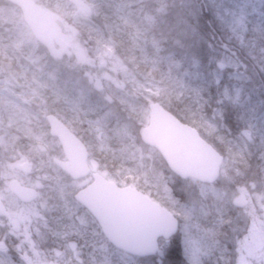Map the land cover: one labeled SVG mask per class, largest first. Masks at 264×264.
I'll return each instance as SVG.
<instances>
[{
    "label": "trees",
    "instance_id": "trees-1",
    "mask_svg": "<svg viewBox=\"0 0 264 264\" xmlns=\"http://www.w3.org/2000/svg\"><path fill=\"white\" fill-rule=\"evenodd\" d=\"M58 1L63 3L66 8L77 11L75 7L66 1ZM85 1L91 7V14L79 13L81 17L78 21V29L82 37L89 41L87 47L95 46L99 47L100 50L110 47L113 55L120 59L127 70L130 69L129 72L132 73L135 80L145 81L147 85L150 82L152 83L149 85L151 88L158 89L157 94L150 97L151 101L158 102L180 121L196 129L202 138L212 144L219 153L222 152L229 159H237L239 166H257L261 171V183L264 184V110L259 115L256 106L252 105L255 100L252 98L249 102L245 101L246 95L250 94V88H253V92L258 94L259 102H261V98H264V76L259 73L260 67L264 68V61L257 60L256 62L248 59V53L244 51L241 45L238 43L233 44L232 41L227 39L220 20L208 8L206 0L182 1L181 7L185 11L190 10L192 13L190 15L192 28L197 31L200 38L203 37L201 39L204 41L198 52L194 53L186 50L184 54L186 57L184 58H177L179 56L177 52H169V41H166L165 34L161 29L162 26L159 23L160 14L156 11L157 7L161 10L162 0L158 3L153 0ZM35 2L41 3L40 0H35ZM0 4H2V6L0 5V14L3 16L7 14L6 18L0 15V64L22 82L21 86H31L36 92L31 101H25L21 97L3 92V87L0 85V100L10 103L7 108L0 107V180H2V175L6 171L5 166L11 165L19 159L16 157L15 161L14 159L6 160L7 157L2 148L4 145H14L23 153V161L32 165L35 173L42 178L44 190L47 189L50 194L49 198L56 201L58 208H64V210L59 209V211H63L62 214L67 217L69 212L77 210L90 222L92 218L84 209L74 204L73 195L68 190L63 174L56 171L48 160L50 155L46 147L48 146L47 141L57 144L58 142L49 134L48 126L43 117L45 116L43 115L45 111L43 106H48L46 109L48 113H53L61 119L86 145L89 158L92 159L95 156L93 154L95 147L94 142L88 138V132H95L97 127L101 126L103 122L101 119L104 117L103 112L106 111L105 104H102L94 91H90L85 86L82 85L84 90L78 91L74 90L71 84H64L63 81L57 80L61 72L54 70L53 66L50 70V64L52 65L51 61L53 60L46 58L49 55L38 45L35 52L42 57L38 60V67L30 66V69L23 64V58L27 55L26 47H29L27 42H30L31 38L26 39L25 35V41L20 43V47L17 46L19 37L24 35V31H27L26 27L21 23L23 30L22 33L19 32L18 22L12 18H7L10 14L6 9H12L13 7L2 0H0ZM255 21L256 18L254 17L252 24ZM263 26L262 23L259 31L264 33ZM15 34L18 36L14 39L15 43L4 45V41L9 42L8 40L12 39ZM259 44L263 45L264 40L261 39ZM216 54L220 57L232 55L233 62L241 67L235 73L243 81L236 79L233 68L229 66L222 65V71L219 72V75H214V72L218 71L219 68ZM193 58L202 61L195 65L197 60H191ZM71 60H67L69 65H73ZM75 67L79 68V66ZM39 71H42V73ZM54 71L55 76L59 74L58 78L55 77L57 81L50 77V72ZM208 73L212 74L209 78ZM115 77L116 86L121 81L118 75ZM216 78L218 79L217 84L214 81ZM224 84L228 85L231 90H239L240 100L238 102H233L231 96H228L226 101L220 102L219 87ZM123 91L128 94L130 90L124 88ZM115 92L112 91L111 93L115 94V99H117L118 93L121 94V92ZM23 101L26 103L24 104ZM40 104L41 109H38L39 115L37 116L44 119L37 121V118H35L37 117L35 115L36 108ZM31 109L36 111L31 113ZM207 116L214 120L217 118V125L214 129L215 139L212 138V135H207V127L204 122L199 123L201 117L207 119ZM22 117L25 119L22 120ZM248 121L253 122L252 136L254 144L252 148L245 147V149L244 146H247V143L243 132L248 125ZM111 132L117 137V140L111 139L109 142L106 139L104 141L105 145L104 142L101 143L103 148H100L97 157L104 163L106 168L99 167V171H106L107 168L112 170L116 179L111 175L106 176L116 183L131 185L142 191L179 219V211L175 209V206H180L183 199L175 192L174 184H171L172 180L178 182L179 179L166 169L165 174H168L169 180L163 186L162 182L151 181L149 185H146L143 181L137 179L136 175H140V173L125 169V167L132 168L135 160L133 162L128 161V155L119 150L117 148L118 144L115 142L122 140L124 144L125 137L117 135L119 133L115 134L113 130ZM45 135L50 138H46ZM135 143L137 142L133 141L130 144V141H128L125 146L129 148V152L133 157L137 156V152L132 150L136 145ZM246 151L248 154H246ZM159 160L163 164L160 158ZM136 170L138 169L136 168ZM64 204L68 207L65 208ZM63 221H66V219L64 218ZM199 224L202 231L197 232L196 240L198 239L199 246L203 251L209 252V255L201 259V264H230V261L227 260L229 259V253L222 249L225 244L222 241L220 242V238H218L220 236H215L219 231L210 221L203 219L199 221ZM180 232L179 229L176 236L169 240L171 248L163 254L161 259L157 255L145 259L130 257L108 245L110 255L107 257L110 258L106 260L102 258L100 262L103 264H196V260L191 263L187 257L189 243H186L185 237ZM83 237L88 238L86 231L83 233ZM165 243L161 241L160 250ZM93 251L92 247L84 250L85 254L83 256H89L90 262L93 258L92 255L99 258L98 252ZM215 255H221L222 260H216ZM119 256H123L125 260H119L121 259Z\"/></svg>",
    "mask_w": 264,
    "mask_h": 264
},
{
    "label": "rangeland",
    "instance_id": "rangeland-1",
    "mask_svg": "<svg viewBox=\"0 0 264 264\" xmlns=\"http://www.w3.org/2000/svg\"><path fill=\"white\" fill-rule=\"evenodd\" d=\"M29 1L35 2V0ZM153 1L158 3L161 0ZM182 1L162 0L161 10L158 7L156 10L160 14L159 23L162 26L161 29L165 34L166 41H169V52H177L179 54L177 58L186 57L184 55L186 50L194 53L198 52L199 47L204 43L201 39L203 37L200 38L197 31L192 28L190 23L192 13L190 10L185 11L181 7ZM40 2L41 8L53 17L56 27L53 33L57 41L56 48L52 58L49 56H46V58L53 60L51 61L52 65L50 64V70L53 66L54 70L61 72V75L59 76L57 73L58 78V76H55L54 71L50 72V77L55 80V77H57V80L63 81L64 84H71L74 90L82 91L84 90L83 86H85L90 91H94L102 104H105L106 111L103 112L104 117L101 119L103 121L101 126H98L95 132H88V138L94 142L95 147L93 152L95 156L88 160L91 171H97L99 167H105L104 163L97 157V153H99L100 148H103L101 143L103 144L106 139L109 142L111 139L117 140V137L111 132L113 130L115 134L119 133L117 135L125 137L126 140H124V144L122 140L115 141L118 144L117 148L128 155V161L133 162L135 160L132 168L125 167V169L140 173V175H136V178L146 185H149L151 181L162 182V186L167 184L168 174H165V167L159 160L157 153L153 149L144 147L140 143L138 135V132L148 121L150 97L157 94L158 89L151 88L149 85L152 83L150 82L147 85L145 81L135 80L132 73L129 72L130 69L127 70L120 59L113 55L110 47L102 50L95 46L87 47L89 41L82 37L78 29V21L81 17L79 13H82L81 11L66 8L58 0H40ZM0 5L2 6V4ZM206 5L220 20L221 27L225 31L228 40L232 41L233 44L238 43L241 45L244 51L248 53V59L256 62L257 60L264 61V44H259L261 39L264 40L263 31H259L260 25L264 24V0H206ZM6 10L10 14L7 18H12L18 22L21 28V30L19 28V32L22 33L23 22L20 14L13 8ZM0 15L3 18L7 16V14L5 16ZM254 17L256 21L252 24ZM23 33L24 35L20 36L17 41L19 47L21 46L20 43L25 41V35L26 39L31 38L29 31ZM15 38H18L16 34L8 40L9 42L4 41V45L15 43ZM31 41L27 42L29 47H26L27 55L23 58V64L29 68L30 66L38 67V60L42 58L35 52L37 44L35 41ZM216 55L218 56V54ZM217 58L219 68L218 71L214 72V75H219V72L222 71V65L232 67L234 73L241 68L239 64L233 62L232 55L218 56ZM67 60L73 61V65H69ZM191 60H197L195 65L202 61L198 58ZM75 66H79V68ZM260 68L259 73L264 76V68ZM39 72L42 73V71ZM116 75L120 77L121 83L115 86ZM211 75V73H208V78ZM234 76L237 80L243 81L236 73ZM214 81L215 84L218 83L217 78ZM21 84L22 82L16 76L9 73L0 64V85L3 87V92L21 97L25 101H31L36 94L34 88L32 89L31 86L26 87V85L21 86ZM124 88H128L131 93L130 91L128 94L125 93ZM219 89L220 102L226 101L228 96L233 98V102L240 100L239 90H231L226 84L221 85ZM249 90L250 94L246 95L245 101L249 102L253 98L255 102L252 105L256 106L260 115L264 110V98H261V102H259L258 94L253 92V88ZM112 91H120L121 94L117 92L119 96L115 99V94H112ZM23 103L26 102L23 101ZM9 104L5 100H0V107L7 108ZM47 107L46 105L43 106L45 109L43 115L47 114ZM38 109H41V104L36 108V116L39 115ZM36 110L31 109L30 112L34 113ZM35 118H37V121L44 119L40 116ZM21 119L25 118L22 117ZM205 119L201 117L199 123L204 122L207 127V135H212V138L215 139L214 129L217 125V118L214 120L207 116V119ZM252 129L253 122L248 121V125L243 132L247 143L244 148H252L254 144ZM45 136L50 138L48 135ZM128 141H130V144L133 141L137 142L135 147L132 148L137 152L136 157H133L129 152V148L125 147ZM47 142L48 146L46 147L50 155L48 160L56 171L63 174L68 190L73 195L78 189L87 185L90 179L86 178L78 182L72 181L68 174V164L59 145L55 142ZM2 149L3 153L6 154V160L14 159L15 161L16 157L19 158L11 165L5 166L6 171L2 175V180H0V199L8 212L6 220L9 227V241H15L18 244L17 238H19V235H23L22 242L25 246H30L35 250L37 247L38 251L43 252V258L39 261L40 264H44L49 259L56 264H103L100 262L102 258L104 260L109 259L110 257H107L110 255L108 253L109 246L100 230H97L94 221L89 222L77 210L69 212L68 216L65 217V214H62L63 211H59V209L64 210V208H58L56 201L49 198L48 190H44L40 175L35 173L32 165L23 161V153L11 144L4 145ZM220 154L224 156L222 152ZM246 154H248L247 151ZM224 157L219 178L214 185H203L193 180H178V182H175L171 179V184L175 186V192L183 199L182 204L175 206V209L179 211L180 233L185 237L186 243H189L187 257L191 263L196 260V264H201V259L209 255L208 251H203L199 246L198 239L196 240L197 232L202 231V228L199 227V221L204 219L210 221L219 231L218 234H216L217 231L215 232V236H220L218 237L220 242L222 241L225 244L222 249L229 253V259L227 260L230 261V264H264V184L261 183V171L257 166H239L237 159ZM102 172L116 179L112 170L107 168L106 171L102 170ZM12 179H18L24 185L35 189L38 192L37 201L25 205L15 199L7 187L8 182ZM74 204L76 203L74 202ZM64 205L65 208L68 207V205ZM64 218L66 221H63ZM85 231L87 232V239L83 237ZM2 242L1 235L0 247ZM170 243L167 241L161 246V250L157 254L159 259L170 250ZM89 247H92L99 255V258L92 255L91 262L89 256H83L85 254L84 250ZM215 256L216 260H222L221 255ZM120 258L121 261L125 260L123 256ZM18 259L23 261L21 253L18 254Z\"/></svg>",
    "mask_w": 264,
    "mask_h": 264
},
{
    "label": "water",
    "instance_id": "water-1",
    "mask_svg": "<svg viewBox=\"0 0 264 264\" xmlns=\"http://www.w3.org/2000/svg\"><path fill=\"white\" fill-rule=\"evenodd\" d=\"M19 8L25 25L33 37L48 52L54 49L51 36L53 22L33 2L5 0ZM89 13L82 0H66ZM149 118L140 130V141L155 149L171 173L182 180L193 179L202 184H213L219 177L222 156L190 126L181 123L158 103L148 105ZM50 133L56 137L68 162L72 180L89 175L88 154L85 146L53 115L46 117ZM92 182L74 195V200L85 208L116 250L139 258L154 256L160 240H168L178 232L179 223L170 212L136 189L119 187L92 173ZM9 192L22 203L37 198V192L13 180ZM6 209L0 200V217ZM53 264V263H50Z\"/></svg>",
    "mask_w": 264,
    "mask_h": 264
},
{
    "label": "flooded vegetation",
    "instance_id": "flooded-vegetation-1",
    "mask_svg": "<svg viewBox=\"0 0 264 264\" xmlns=\"http://www.w3.org/2000/svg\"><path fill=\"white\" fill-rule=\"evenodd\" d=\"M7 217H8V213L4 218H0V227H1L0 233L3 239V242L1 243V247H0V262L3 264H40L39 261L43 258V252L38 251L37 247L35 250L30 246L29 247L25 246V244L22 242L23 235H19V238H17L18 244H16L15 241L14 242L9 241V227L7 226V220H6ZM19 253L22 254L23 261L22 260L20 261L18 259ZM51 262L55 263L54 261L49 259L44 264H50Z\"/></svg>",
    "mask_w": 264,
    "mask_h": 264
}]
</instances>
